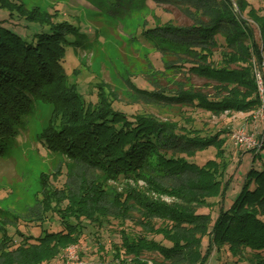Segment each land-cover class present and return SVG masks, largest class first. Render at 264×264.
I'll return each mask as SVG.
<instances>
[{
    "label": "trees",
    "instance_id": "trees-1",
    "mask_svg": "<svg viewBox=\"0 0 264 264\" xmlns=\"http://www.w3.org/2000/svg\"><path fill=\"white\" fill-rule=\"evenodd\" d=\"M138 1L178 5L192 21L146 26L140 33L139 41L161 57L176 56L181 62L165 68L182 67L188 76L218 84L212 101L199 92H153L130 79L141 98L151 96L172 107L199 106L214 114L258 109L250 62L262 60L264 16L256 15L253 6L248 17L258 33L242 17L251 6L244 0H235L237 10L232 0ZM0 11L6 13L0 18V156L18 138L26 117L44 103L52 111L40 134L41 148L66 162L58 175L41 179L43 218L0 220V264H55L65 248L87 238L95 241L97 264H146L139 256L150 248L166 264H210L214 259L215 264H264V162L249 169L232 195L235 169L225 160L218 134L181 132L154 115L124 111L99 83L94 92L90 84L70 82L63 60L67 46L77 47L83 39L77 27L53 21L48 13L35 16L32 10L28 15L20 0H0ZM210 148L213 157L202 161ZM140 182L179 202H153ZM135 212L143 227L154 218L170 222L168 234L147 239L125 233L120 245L104 240L112 220L135 223ZM32 225L40 228L38 233L22 229ZM121 250L134 258L122 259Z\"/></svg>",
    "mask_w": 264,
    "mask_h": 264
},
{
    "label": "rangeland",
    "instance_id": "rangeland-1",
    "mask_svg": "<svg viewBox=\"0 0 264 264\" xmlns=\"http://www.w3.org/2000/svg\"><path fill=\"white\" fill-rule=\"evenodd\" d=\"M232 1L237 10L236 1ZM244 1L245 5L248 3L251 6H248L242 17L249 20L256 28L253 19L248 17V11L253 6L256 15L264 16V0ZM20 2L28 15L32 10H35V16L48 13L53 21H64L77 27L83 39H78L77 47L67 46L63 60V66L70 75V82L78 81L79 84L86 86L90 84L91 91L94 92L97 91L95 85L99 83L108 94L116 97V104L118 103L124 111L154 115L161 121L176 124L181 132L203 137L218 134L224 140L225 160L230 161L231 168L235 169L232 170L235 174L232 195H235L242 187L245 176L252 166L256 169L262 167L264 141L261 145L260 157L255 155L258 151L249 152L240 149L231 141L232 134L242 128L258 136L263 133L264 122L260 119L256 120V110L248 113L214 114L209 109L199 106L179 103H175L173 107L167 106L163 101L149 95V97L141 98L130 84L131 79L139 82L141 88H149L153 92L177 94L180 90H185V92H199L208 96L210 100H215L218 84L214 80L188 76L186 72H183L182 67L174 66L166 69L165 64L175 62L178 65L181 62L175 58L176 56L170 55L163 58L158 51L139 41V35L146 26L166 23L178 26L190 25L191 19L180 6L154 2L143 4L138 0L129 3L125 0L121 2L117 0H20ZM0 12V18H4L6 13ZM4 26L10 27L8 22H4ZM255 30L258 33L257 28ZM215 60L217 61L218 57H215ZM241 65L245 66L244 63ZM232 68L239 69V65H234ZM50 111L52 108L49 105L38 103L33 113L26 117L24 124L18 127L19 136L11 148L0 156V220L12 219V216L37 220L44 217L43 206L39 201L42 192L41 179L43 177L51 179L58 175L60 168L66 163L63 157L48 154L41 148L39 138L48 124ZM214 153L215 150L210 148L203 158L200 157L203 161L206 158H212ZM240 159H242V165L236 166ZM139 187L150 200L158 204L169 206L179 202L176 198L147 188L141 182ZM133 216L137 219L135 223L130 220L125 222L112 220L107 231H103L104 240L106 239L109 244L120 245V237L125 233L136 236L142 234L147 239H152L156 233L162 236L164 233L168 234L167 226L170 222L154 218L149 230L147 227L150 226L143 227L138 220L139 213L135 212ZM36 227L32 225L22 229L27 233L35 234L40 229ZM143 228H147V232ZM158 238L161 236L155 237V239ZM94 244L95 241L87 238L85 243L68 246L55 264L99 263L100 256L94 253ZM119 254L125 260L130 261L134 258V255L128 256L122 250ZM225 255L229 256L226 251ZM139 259L146 264L162 263L158 253L151 248L144 251ZM229 260L235 262L236 258L229 257ZM215 261L216 259L210 261V264H215Z\"/></svg>",
    "mask_w": 264,
    "mask_h": 264
},
{
    "label": "built area",
    "instance_id": "built-area-1",
    "mask_svg": "<svg viewBox=\"0 0 264 264\" xmlns=\"http://www.w3.org/2000/svg\"><path fill=\"white\" fill-rule=\"evenodd\" d=\"M252 64V73L254 77V82L257 91V97L259 101L258 109L255 112L257 119H260L261 122H264V58L262 61H257L255 58L251 60ZM231 141L235 147H238L243 150H252L260 151L261 145L264 141V131L258 136L255 133H250L244 128L236 131L231 136Z\"/></svg>",
    "mask_w": 264,
    "mask_h": 264
}]
</instances>
